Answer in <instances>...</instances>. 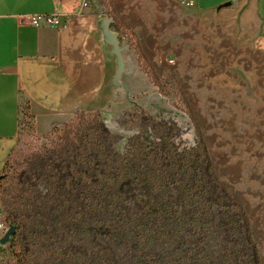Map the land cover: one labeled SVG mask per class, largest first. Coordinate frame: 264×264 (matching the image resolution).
Masks as SVG:
<instances>
[{"label":"trees","instance_id":"obj_1","mask_svg":"<svg viewBox=\"0 0 264 264\" xmlns=\"http://www.w3.org/2000/svg\"><path fill=\"white\" fill-rule=\"evenodd\" d=\"M109 14L118 33L124 23ZM64 126L20 171L3 172L11 152L3 164L0 220L14 231L0 264H260L248 215L197 128L183 145L174 121L145 115L117 149L99 122Z\"/></svg>","mask_w":264,"mask_h":264},{"label":"rangeland","instance_id":"obj_2","mask_svg":"<svg viewBox=\"0 0 264 264\" xmlns=\"http://www.w3.org/2000/svg\"><path fill=\"white\" fill-rule=\"evenodd\" d=\"M250 13L238 3L206 11L173 0L124 3V18L115 15L124 23L118 27L121 41L139 45L154 75L139 65L134 50L137 71L129 72L128 81L124 77L127 88L118 86L105 111L77 110L40 135L23 104L3 172L20 171L28 153L55 141L64 124L99 122L118 136L117 149L139 131L145 115L174 121L183 145L193 144L197 128L213 173L248 215L257 258L264 264V50L253 46L258 24ZM0 223L1 238L7 226ZM8 244L9 237L0 243V263L8 257Z\"/></svg>","mask_w":264,"mask_h":264},{"label":"crops","instance_id":"obj_3","mask_svg":"<svg viewBox=\"0 0 264 264\" xmlns=\"http://www.w3.org/2000/svg\"><path fill=\"white\" fill-rule=\"evenodd\" d=\"M105 1L81 8V0H0V171L15 145L23 104L40 135L77 110L105 111L118 86L127 88L129 72L138 67L134 48L119 40L123 71L113 80L116 57L100 24L110 17L106 5L123 17V4L132 0ZM188 1L202 11L228 2L243 6L247 15L254 12L258 28L252 43L264 50V0ZM37 13H55L65 25L36 26L23 19Z\"/></svg>","mask_w":264,"mask_h":264},{"label":"water","instance_id":"obj_4","mask_svg":"<svg viewBox=\"0 0 264 264\" xmlns=\"http://www.w3.org/2000/svg\"><path fill=\"white\" fill-rule=\"evenodd\" d=\"M224 4H229V3L227 2ZM110 23H111V18L105 17L101 21L100 28H101L103 41L111 46L112 53L116 57L117 67H116L115 75L113 77V80H115L120 75V73L123 71V59L121 55V51L123 47L119 44L117 33L112 30V28L110 27ZM13 231H14V227L9 226L5 230L3 236L0 238V243H5L8 240V237L10 236V234L13 233Z\"/></svg>","mask_w":264,"mask_h":264},{"label":"built area","instance_id":"obj_5","mask_svg":"<svg viewBox=\"0 0 264 264\" xmlns=\"http://www.w3.org/2000/svg\"><path fill=\"white\" fill-rule=\"evenodd\" d=\"M92 0H81V8H86L89 6V3ZM99 1H104V0H99ZM182 3H184L185 5H190V1L186 0V1H182ZM26 22L30 23L31 25H39L41 23H44L46 25H50V26H64L65 22H61L58 18V15L55 13H37V14H28L25 15V17L23 18ZM118 39L121 40L123 39L122 36L119 35V33H117ZM2 228V225L0 223V229Z\"/></svg>","mask_w":264,"mask_h":264}]
</instances>
